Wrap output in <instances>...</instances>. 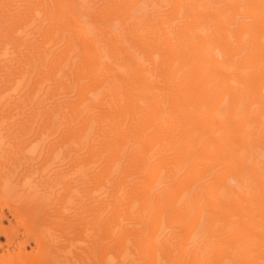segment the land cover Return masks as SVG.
<instances>
[{"label":"bare ground","instance_id":"6f19581e","mask_svg":"<svg viewBox=\"0 0 264 264\" xmlns=\"http://www.w3.org/2000/svg\"><path fill=\"white\" fill-rule=\"evenodd\" d=\"M4 220L0 264H264V0H0Z\"/></svg>","mask_w":264,"mask_h":264},{"label":"rangeland","instance_id":"374dc122","mask_svg":"<svg viewBox=\"0 0 264 264\" xmlns=\"http://www.w3.org/2000/svg\"><path fill=\"white\" fill-rule=\"evenodd\" d=\"M9 220H10V218H9ZM9 220H4L3 223L0 224L1 229L10 230V229L18 227L19 232L23 231V228L20 226L21 222L15 221V220H12L11 222H9ZM19 239L25 240V239H27V237L25 235H23L22 237L20 236ZM1 241H4V238H1ZM1 254H3V255L13 254V257L18 258V259H21L22 257L28 258L29 256H33L35 254V244L31 240V241H29V245L26 247V249H24L22 251V253H19L16 249H11L9 252L1 251Z\"/></svg>","mask_w":264,"mask_h":264}]
</instances>
